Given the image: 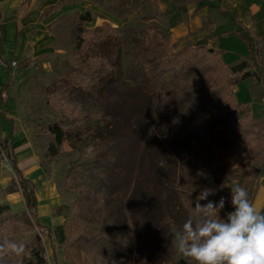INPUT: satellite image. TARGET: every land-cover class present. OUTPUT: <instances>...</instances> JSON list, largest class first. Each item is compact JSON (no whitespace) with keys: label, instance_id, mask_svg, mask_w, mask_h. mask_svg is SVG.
Segmentation results:
<instances>
[{"label":"trees","instance_id":"16d2710c","mask_svg":"<svg viewBox=\"0 0 264 264\" xmlns=\"http://www.w3.org/2000/svg\"><path fill=\"white\" fill-rule=\"evenodd\" d=\"M104 27L81 48L88 59L98 60L94 81L84 87L78 83L62 97L64 108L71 114L77 110L78 114L48 124L47 130L54 139L50 148L65 140H88L93 133L89 129L79 130L82 121L87 116L111 111L106 93L120 69L116 62L121 42L115 28L107 23ZM84 32H78L79 47L85 43ZM232 33L244 40L249 56L231 67V71L241 73L240 80L252 75L258 78L256 71L249 70L258 66L253 57L260 56L262 40L239 30ZM167 40L155 29L142 48L152 85L129 87L119 106L118 126L107 134L101 151L69 172L68 183L77 192L71 219L73 226L80 228L70 248L84 253L94 251L99 258L119 264H166L171 252L175 255L171 238L182 225L176 203L187 219L194 211L189 206L190 200L202 188L213 189L216 196L228 180L241 182L252 174L249 170L232 171L230 166L248 147L246 136L264 137V115L242 111V117H236L235 95L224 81L214 85L213 77L209 76L223 75L226 70L215 49L202 48L209 55L206 60L202 56L182 59L187 47L170 50ZM0 96L7 100L6 85L0 86ZM128 122L133 124L129 126ZM70 124L76 128L69 127ZM151 125L165 139H173L169 147L150 132ZM6 142L0 143V153ZM176 143L186 145V149H176ZM252 152L261 155L264 143ZM8 158L15 166L14 158L10 155ZM242 159L248 160L247 156ZM15 171L26 207L36 218L33 184L17 168ZM10 220L9 206L0 204V243L7 240L2 228ZM54 234L60 243H65L64 225L56 226ZM0 264H48V261L42 250L33 249L25 259L16 253L0 252Z\"/></svg>","mask_w":264,"mask_h":264},{"label":"rangeland","instance_id":"374dc122","mask_svg":"<svg viewBox=\"0 0 264 264\" xmlns=\"http://www.w3.org/2000/svg\"><path fill=\"white\" fill-rule=\"evenodd\" d=\"M227 1L56 0L52 6L43 10L42 18L38 22V40L35 42L34 54L18 61V63L26 61L27 67L22 68L18 63L16 67L9 68L8 64L0 66V86L6 85L11 98L18 101L23 120L28 123L30 138L42 172L59 193V202L53 213L60 216L59 225L65 226L66 241L64 244L60 243L54 234L56 226L46 227L40 224L31 209L16 214L10 212L11 220L3 226L2 234L8 241L24 245V251L19 254L21 258H27L30 250L38 249L43 251L48 264H119L108 258L106 260L103 257L99 258L94 251L84 253L69 247L80 230L73 226L71 219L77 192L68 183L69 172L77 168L79 162L92 158L101 151L107 134L118 126L119 106L129 87L145 83L148 86L152 85L147 77L148 68L144 62L146 56L143 55L142 48L153 37L155 29L167 37L170 50L177 51L187 47L182 59L186 57L196 59V56H202L206 60L209 55L204 53L202 48L211 47L207 45L210 38L220 37L234 28H240L250 34L254 30L256 33L262 30L264 34V9L258 11L257 7V4L264 0ZM105 23L117 30L121 42L120 55L116 62L119 63L120 69L118 68L114 74L113 84L109 87L111 91L106 93L111 111L105 115L87 116L81 125L79 124L80 131L87 129L92 131L93 135L88 140H65L61 145L50 148L54 144V139L47 130L48 124L71 119L78 114L77 110L71 114L66 107L64 108L62 97L68 93V89L78 83L84 87L94 81V69L98 60L88 59L83 54L84 48H81L86 46L100 29H106ZM244 23H248L251 28H243ZM80 30L85 31L83 34L85 43H81V47L78 46L77 39ZM88 31L90 33H87ZM219 42L221 47L217 48L216 52L226 70L223 75L214 73L209 76L213 77L214 85L224 81L226 88H230L231 93L236 94L241 102L252 104L256 100L254 87L256 77L252 75L240 81L242 74L231 71V67L235 65H226L235 60L236 52L245 54L244 52L248 51L249 54L246 43L240 38H221ZM5 43L8 47L10 41L5 39ZM253 59L258 62V66L251 68L250 71H256L257 82L263 84L264 67L261 57ZM236 81L239 82L235 87L233 83ZM234 105L237 109V118L242 117V111L245 113L249 111L250 114L259 113L261 110V104L257 106L253 103L252 106H248L235 101ZM121 123L120 117L119 126ZM126 124L130 126L133 123ZM69 127L76 128L72 124ZM151 131L156 135V139L161 138L169 147L173 139H165V135H160L158 128L154 129L153 125L150 127ZM246 142L248 147H245L240 157L231 163L233 165L230 169L238 172L249 170L252 174L241 182L238 179L228 180L226 186L213 196L215 198L213 200H218L220 196L230 197V188L236 184L244 187L251 198L255 180L264 166V152L257 156L252 150L264 143V137L246 136ZM175 146L176 149H186V145L183 144L176 143ZM244 156H247L248 160L242 159ZM176 204L183 223L186 220L184 210L179 203ZM231 210L230 203H226L220 216L224 217L225 213ZM171 249L175 251V255L172 256L171 252L166 264H193L190 259L183 258L174 246Z\"/></svg>","mask_w":264,"mask_h":264},{"label":"crops","instance_id":"0c3cea01","mask_svg":"<svg viewBox=\"0 0 264 264\" xmlns=\"http://www.w3.org/2000/svg\"><path fill=\"white\" fill-rule=\"evenodd\" d=\"M54 1L56 0H0V56L7 62L9 68L16 67L11 66L9 64L10 61L18 63L20 59L28 58L34 54L35 42L38 40L39 19L42 18L43 10L52 6ZM257 7L258 11L261 8L264 9V1L258 3ZM258 11L256 13L259 14ZM243 28L250 29L251 26H248V23H244ZM235 30L242 31L240 28H234L232 31L223 33L220 37L210 38L207 45L218 51L217 48L221 47L219 39H239L236 34L232 33ZM245 34L262 40L259 58L261 57L260 60H262V66L264 67V34L262 30H259L257 33L254 30L252 34ZM5 39L10 41L8 47H6ZM244 53L240 54L236 52L235 60L226 65L233 66L239 64L243 58L249 56L248 51ZM18 64L22 68H26L28 65L26 61L19 62ZM255 81L256 100L253 103L258 106L260 105L264 80L263 84L258 83L256 78ZM235 87L234 91L236 92ZM6 93V101H3L0 96V143L7 140L5 147L0 153V204H7L10 212L14 214L27 209L24 193L19 186L18 175L15 171V168H17L21 176L33 184L34 196L36 198L34 211L38 222L46 227L57 226L61 224L60 216L54 214L53 210L58 205L59 193L56 191L54 184L42 172L38 155L34 150L30 138L28 123L23 120V114L18 106V101L16 102L11 98L7 89ZM235 97L242 104L248 106H252L253 104L241 102L237 96ZM8 155L14 158L16 167L12 164ZM250 197V200L257 208L262 209L264 207V166L259 171Z\"/></svg>","mask_w":264,"mask_h":264},{"label":"clouds","instance_id":"9594fccd","mask_svg":"<svg viewBox=\"0 0 264 264\" xmlns=\"http://www.w3.org/2000/svg\"><path fill=\"white\" fill-rule=\"evenodd\" d=\"M215 194L205 187L190 200L193 214L172 236L171 244L193 264H264V209L257 208L239 184L230 188V197L208 199ZM226 203L232 210L221 217ZM23 251L22 244L0 243V252Z\"/></svg>","mask_w":264,"mask_h":264},{"label":"built area","instance_id":"2783aa9c","mask_svg":"<svg viewBox=\"0 0 264 264\" xmlns=\"http://www.w3.org/2000/svg\"><path fill=\"white\" fill-rule=\"evenodd\" d=\"M7 62L0 56V66H5ZM11 66H16L17 62L16 61H10L9 63ZM260 104H261V110L260 113L264 115V86H263V91L260 97Z\"/></svg>","mask_w":264,"mask_h":264}]
</instances>
